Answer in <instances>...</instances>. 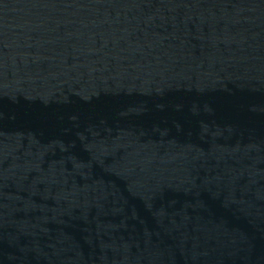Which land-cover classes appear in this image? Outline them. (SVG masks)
<instances>
[{
  "label": "water",
  "instance_id": "obj_1",
  "mask_svg": "<svg viewBox=\"0 0 264 264\" xmlns=\"http://www.w3.org/2000/svg\"><path fill=\"white\" fill-rule=\"evenodd\" d=\"M0 264H264V0H0Z\"/></svg>",
  "mask_w": 264,
  "mask_h": 264
}]
</instances>
